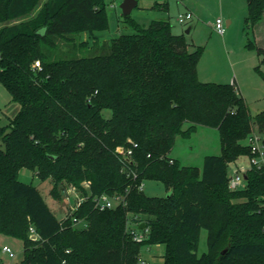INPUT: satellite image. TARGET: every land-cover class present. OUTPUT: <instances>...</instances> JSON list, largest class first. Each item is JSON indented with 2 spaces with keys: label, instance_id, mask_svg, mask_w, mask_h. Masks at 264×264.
Here are the masks:
<instances>
[{
  "label": "trees",
  "instance_id": "obj_1",
  "mask_svg": "<svg viewBox=\"0 0 264 264\" xmlns=\"http://www.w3.org/2000/svg\"><path fill=\"white\" fill-rule=\"evenodd\" d=\"M124 22L135 32L89 45L82 34L109 28L104 0H0V82L20 105L0 126V233L23 241L18 264H139L157 244L166 245L164 264H264V170L251 168L240 191L228 186L230 163L251 155L248 137L264 138V111L252 116L235 84L200 81L205 49L170 20ZM244 30L261 71L264 0H247ZM87 49L104 53L80 57ZM199 126L217 129L222 146L202 171L170 157L177 137ZM133 143L131 159L118 152ZM23 169L51 180L59 198L70 185L88 195V183L91 196L74 214L85 225L59 220L19 180ZM149 180L168 196H147L140 186ZM101 195L123 203L99 211ZM202 229L208 251L199 255Z\"/></svg>",
  "mask_w": 264,
  "mask_h": 264
},
{
  "label": "rangeland",
  "instance_id": "obj_2",
  "mask_svg": "<svg viewBox=\"0 0 264 264\" xmlns=\"http://www.w3.org/2000/svg\"><path fill=\"white\" fill-rule=\"evenodd\" d=\"M124 1L104 0L109 18V28L95 32L93 36L87 33L82 34L81 39L92 45L95 39L103 42L112 40L121 34L134 33V27L124 22L125 17L121 9V4ZM137 1L139 5L133 10L130 17L141 25L148 26L153 20L169 19L175 34H183L190 26L194 27L187 39L192 44L205 49L198 66L200 81L235 84L239 95L249 105L252 116L264 111V66L261 68L262 72L257 70L260 58L255 50L246 47L247 37L244 26L247 16V0H156L158 7L154 9L152 8L153 0ZM164 5L167 8L161 9ZM188 12L193 15V20L186 25H181L178 22L179 16ZM216 19H222L225 24L227 20L232 21L225 35L214 31L212 24ZM1 27L2 25H0ZM258 40L260 41L261 38L259 37ZM103 53L101 49H87L80 54V57H91ZM11 101L12 97L9 91L0 82V125L7 123L3 113L12 119L19 113L20 105ZM102 114L104 118L110 119L113 116V111L107 108L102 111ZM184 128L187 129L188 125H185ZM221 154L222 146L218 130L199 126L190 136L177 137L170 157L175 158L182 166L197 167L202 171L206 157L220 156ZM249 166V158L241 156L230 163L228 173L231 174L237 168L248 169ZM19 180L37 187L55 216L59 220L64 219L66 205L63 196L59 198L58 194L54 193L51 180L41 181L36 171L29 169L20 171ZM144 193L150 197L168 196L164 184L152 180L144 182ZM78 226L83 227V224ZM5 245L12 249L15 254L14 258L3 253ZM23 250L22 240L0 233V260L2 262L18 264L23 258ZM207 251L208 232L206 229H202L198 254L202 255ZM165 253L166 245L164 244L146 246L143 248L139 264H142V261L147 264H164Z\"/></svg>",
  "mask_w": 264,
  "mask_h": 264
},
{
  "label": "built area",
  "instance_id": "obj_3",
  "mask_svg": "<svg viewBox=\"0 0 264 264\" xmlns=\"http://www.w3.org/2000/svg\"><path fill=\"white\" fill-rule=\"evenodd\" d=\"M193 20V15L191 13L181 14L178 18V22L181 25L188 24L189 21ZM214 31L220 35H224L226 33L227 27L222 19H216L213 23ZM36 67H40V63H36ZM264 138L262 135L253 132L247 139V145L250 148L251 155L247 156L249 158L250 166L248 169L245 168H237L231 174H229L228 186L231 191H240L246 186V178L248 171L251 168H257L258 170H264ZM133 147L129 150H124L120 148L118 150L119 153L123 154V156L127 159H131L133 156V148L137 147V144H132ZM82 187L87 190L88 195H85L80 188L74 185H70L67 187L63 193V199L65 202L66 213L64 219L71 218L76 225L84 224V222L75 218V212L81 207V205L91 196V192L88 190L90 188L89 184L84 182L82 183ZM140 190L144 191V183L141 184ZM95 208L99 211H106L109 209H113L119 204L123 203L122 198L120 197H109L108 195L96 196L93 198ZM132 235H134V239L137 241L143 240L144 236L140 233L139 230H131ZM30 236L34 239H39L40 236L36 232L34 227H30ZM3 253L8 254L10 258H14L15 254L9 246L3 247ZM142 264H147L145 261H142Z\"/></svg>",
  "mask_w": 264,
  "mask_h": 264
},
{
  "label": "water",
  "instance_id": "obj_4",
  "mask_svg": "<svg viewBox=\"0 0 264 264\" xmlns=\"http://www.w3.org/2000/svg\"><path fill=\"white\" fill-rule=\"evenodd\" d=\"M138 6V1L137 0H125L122 4H121V9H122V13L124 17H129L131 16L132 12L134 9H136ZM191 32V28H188L186 30V34H189ZM245 178L247 179V176H245ZM145 228V224H142L139 227V230H143Z\"/></svg>",
  "mask_w": 264,
  "mask_h": 264
},
{
  "label": "crops",
  "instance_id": "obj_5",
  "mask_svg": "<svg viewBox=\"0 0 264 264\" xmlns=\"http://www.w3.org/2000/svg\"><path fill=\"white\" fill-rule=\"evenodd\" d=\"M155 4L156 5H158L157 3H156V0H153V5H152V8L154 9V6H155ZM139 5V4H138ZM138 7V6H137ZM158 7V6H157ZM160 7V6H159ZM156 8V7H155ZM164 7L162 6V8L161 9H163ZM159 20H162V19H159ZM163 20H169V19H163ZM231 23H232V21L231 20H227V22H226V27L227 28H229V26L231 25ZM212 26H213V24H212ZM189 28H191V32L193 31V29H194V27L193 26H190ZM190 32V33H191ZM189 33V34H190ZM226 33H227V31H226ZM85 34V33H84ZM185 34H186V32H185ZM189 34H186V35H189ZM94 35V34H93ZM225 35V34H224ZM91 36V35H90ZM259 39V36H257V42L259 41L258 40ZM235 87H236V85H235ZM12 102V101H11ZM4 115L3 116H5V118H6V120H7V123L5 124V125H0V126H6L8 123H9V121L12 119V118H10L9 116H7L5 113H3ZM173 159H175V158H173ZM176 160V159H175ZM6 246V245H5Z\"/></svg>",
  "mask_w": 264,
  "mask_h": 264
}]
</instances>
